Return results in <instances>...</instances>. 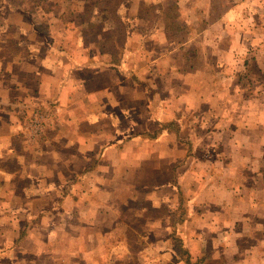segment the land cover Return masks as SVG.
Listing matches in <instances>:
<instances>
[{"label":"rangeland","instance_id":"obj_1","mask_svg":"<svg viewBox=\"0 0 264 264\" xmlns=\"http://www.w3.org/2000/svg\"><path fill=\"white\" fill-rule=\"evenodd\" d=\"M11 1L16 9L4 21L14 27L8 31L0 27V92L16 100L26 98L32 104L49 89V75L43 70L55 60L49 55L51 43L82 61L90 54L99 58L96 61H105L115 51L111 46L99 48L109 28L108 15L103 19L95 15L92 24L97 31L89 37L85 34V5L99 0ZM137 1L173 5L191 27L203 21L199 24L203 28L193 30L192 43L182 46L176 38L166 39L157 21L146 26L137 19L118 41L125 67L147 71L137 87H129V82H118L116 87L106 81L103 70L93 69L91 76L76 74L75 81L64 88L60 111L18 107L5 116L14 124L15 147L22 145L24 153H29L22 163L31 165L34 175L25 177L29 175L31 185L37 180L45 197L41 196V208L38 200L30 201L28 207L21 200L18 175L13 185H0V207L15 217L9 221L13 225L0 223V243L9 237L4 232L19 229L16 221L28 208L33 219L38 220L37 214L44 216L45 227L31 234L37 238L16 250L13 260L0 264H159V257L170 259L165 249L175 250L172 234L187 242L197 258L204 257L205 264H264V0H234L239 8L223 0ZM133 6L129 11L137 9ZM115 9L127 11L122 3ZM42 30L46 38L40 35ZM61 76L62 72L56 80ZM146 84L147 93L150 85L153 92L163 90L158 110L150 109V96L142 94ZM110 100L121 102L126 110L120 112ZM185 104L187 109H177ZM85 112L102 124H95L92 132L80 127V133L89 134L79 139L77 153L82 156L91 150L92 141L98 147L112 137L122 141L121 152L109 151L106 141L100 156L84 163L79 157H65L77 154L66 145L76 129L72 119ZM177 112L193 114L194 119L171 115ZM58 114L62 125L48 126ZM175 116L181 127L187 122L193 133L190 155L194 156L192 164L180 172L185 200L176 212L172 206L179 198L168 185L169 171L184 163L187 149L170 132L153 133L160 125L148 128L156 120L160 124ZM111 120L122 123L114 127ZM193 122L200 125L202 134H197V125L190 130ZM2 127L9 129L6 124ZM58 130L55 143L36 145L43 142L45 133L49 136ZM147 131L153 134H144ZM28 149H39L42 156L32 158ZM105 151L109 152L101 157ZM59 184L65 186L57 194L51 187ZM27 193L30 196L34 190ZM72 194L75 203L69 201ZM22 201L26 206H21ZM14 237L10 234V240Z\"/></svg>","mask_w":264,"mask_h":264},{"label":"crops","instance_id":"obj_2","mask_svg":"<svg viewBox=\"0 0 264 264\" xmlns=\"http://www.w3.org/2000/svg\"><path fill=\"white\" fill-rule=\"evenodd\" d=\"M136 3V4H135ZM140 1L134 0V2L130 5H136L133 6V9L138 7ZM129 7V8H130ZM138 8L134 11L131 12L128 9V15L131 17H136L137 13H138ZM21 12V11H20ZM214 21V20H213ZM164 35L166 36V34L164 33ZM167 39V37H166ZM166 41V40H165ZM193 39L188 40L186 42H182V46H185L189 43H192ZM167 42V41H166ZM49 52L51 54V56H53V58L55 57V60L51 63H49V69L47 70L46 68H44V72H47V74L49 75L48 80V90L44 89L43 90V96L39 99H37V101H35L34 103H30L31 101L22 98L19 99H14V97L9 96L5 93H3L2 91L0 92V185H9L8 183L11 182L10 185H13L12 179L18 175V180H22V182H26L25 185H23V183L21 182L19 185H21V200L25 199V202H27V206L29 207V202L33 201V200H38L39 201V208H41L43 206V197H45V195L43 194V190L41 189L39 182L36 180L35 182L32 181V185L31 182L29 183V175L27 177H25V175L28 173H32L33 169L31 165H23L22 160L25 157L26 154L29 153H24V148L22 145H19L17 147H15L14 145V134H13V130L11 129V126L7 121L4 120L5 116L7 114L12 115L14 112L13 110L18 109V107H22V109L24 110H34L37 109V111L41 112V110L43 109H49V111L53 113H55V109H58L60 111L61 108V104H60V100L62 99V94L64 93V88L67 87L70 83L74 82L76 79V74H82V75H88L91 76L93 69H101L103 70L102 72L107 76H105V79L107 82H111L112 84L116 85V87H118L117 84H119L118 82H120V84L122 82H125L123 84H128L126 82H129V87L133 88L136 86V83H133V81H131V76L132 74H129L126 78L122 79L119 77V75L112 71L109 70L107 68H104L102 66H99V64H96V59L97 56L90 54V56L87 57L84 56V61L82 60H77L73 57L72 54H70L68 51L66 50H62L59 48H55L52 43L51 45H49ZM230 52L232 53L233 56H235L233 53L234 51L230 50ZM245 57L241 58V62L246 60V55H244ZM165 59L167 60V57L165 56ZM100 70V71H101ZM134 76H136L139 81L141 82L142 77H146L147 78V71L144 70L142 72L139 71H133L130 70ZM62 72V76L61 78L59 77L56 80V77L58 74H61ZM3 74H5V71L3 72ZM137 87V86H136ZM111 88V86H108V89ZM51 89V91H50ZM47 90V93H46ZM144 90V91H143ZM141 90L142 94L145 98L146 95L150 96V102L149 103V108H156V104L155 102L157 100H161V98H159V95H161V93L163 92V90L161 89L160 91H154L153 92V87L150 85V91L148 92V88H147V84H146V88ZM41 93V92H40ZM74 95H78V92L76 91ZM165 97V96H164ZM158 98V99H157ZM154 101V102H153ZM109 102V101H108ZM111 102V100H110ZM161 103H163V101H161ZM112 105L116 106L117 109H121L120 112H123V110H126L124 105L119 102V101H114L111 102ZM151 104H155L153 105L154 107L151 106ZM123 108V109H122ZM128 108V107H127ZM132 109V107H129ZM179 108H188L187 105H179L177 109ZM156 110V109H155ZM129 111V110H127ZM126 111V112H127ZM151 112V111H150ZM155 112V111H154ZM151 112L150 115H154V118H157L155 116V113ZM60 113V112H59ZM86 113V112H85ZM83 113L81 118H75L72 119V123H74V127L76 126V129L73 128V139H71L68 144L66 145V147H69L71 149H69V152H75L77 153L79 150H77V148L79 149V147H77V145H79L80 142V138L84 137L86 135H88L89 133H80L78 130H80V127H88L89 130H91V132L95 127V124H102V123H97L95 120L98 119H93V116L90 115L89 113ZM57 114V113H56ZM98 117V115H96ZM100 119H104V117H99ZM50 123L49 125H54V126H59L58 124L62 125V121H61V115L58 114L57 117H52L51 119H49ZM95 121V123H94ZM129 121V120H128ZM123 122H125L123 120ZM65 123V122H64ZM111 124V126L114 127H119V124L122 122H118L116 120H111L109 122ZM7 125L9 127V129H5L2 126L3 125ZM133 125L137 124L136 122L132 123ZM52 126L48 127L46 130L51 129ZM150 127H154L156 128V124L155 122L151 123L150 126L148 127L150 129ZM100 130V128L98 129ZM156 130V129H155ZM155 130L153 131V133L155 132ZM47 132V131H46ZM87 132V131H86ZM118 132V131H116ZM48 133H54V132H48ZM99 133V132H98ZM124 133V131H123ZM149 131L145 132L144 134H153ZM56 134H59V130L55 131V134H49V136L45 133V138H43V142H37L36 145H38L39 147H43L46 145H49L51 143H55L54 140H56L57 136ZM142 134V133H141ZM53 135L54 138H51ZM113 135H116V133H114ZM136 135V134H135ZM140 135V134H139ZM54 139V140H53ZM105 140V139H104ZM109 141L108 145H109V151L114 150L115 152H121V150H123V148H120V144L122 143V141H120V138L118 139V137H112L111 139L105 140V141H101V143H98V147L95 144V141H92V147L91 150L87 149V151H85L84 153H82V156H80L78 153L77 154H71L67 153V155H65V157L67 156V158L71 159L70 157H76V158H80L79 161L83 160V163L88 161V158H92V157H97L100 156L99 153H101L102 148H100V146L106 142ZM75 146L77 147L75 149ZM30 150V149H28ZM98 150V151H96ZM31 157L32 158H40L42 155H40V151L39 149H31ZM96 151V152H94ZM108 151V152H109ZM107 151L103 152L101 157H103V155L106 153ZM107 152V153H108ZM64 157V155H63ZM26 158V157H25ZM82 163V164H83ZM86 166H83V169H85ZM24 170V171H22ZM92 169L88 170V172H90ZM22 171V172H21ZM77 173H83V172H79L76 171ZM20 173H21V178H20ZM32 175H34V173H32ZM28 180V181H27ZM65 185H53V187H51V189L54 192H57L58 194V190L60 188H62ZM18 189V188H17ZM170 189L172 190V186L170 185ZM34 190V194L32 193V195L29 196V194L26 192L30 191L33 192ZM42 190V191H41ZM9 192H12L9 190ZM8 192V193H9ZM4 195V197L6 196L5 192L2 193ZM42 196V198H41ZM61 197V196H60ZM70 202L73 201L75 203V198L74 195L72 194L70 197ZM21 206H26L23 201L21 203ZM0 210H4L3 212H0V223H4L5 221L7 222L8 226L13 225V224H9V221L12 223L13 218L15 217H9L10 215L6 213L7 210L2 209V207H0ZM42 210V209H41ZM70 210V209H69ZM65 211V212H69ZM38 215V220L33 219L32 214H30L29 208L25 211V215L21 216V219L16 222H19V229L17 231H13L12 233H6L4 232V237L8 236V238H5V241L0 243V262L2 260H13L14 254L16 250H19L20 247H22L24 245V243L26 241H29L32 237L33 238H37V235H31L33 234V232H39L42 228V231L44 230L43 227V223H42V217L44 216H40V214ZM14 223V222H13ZM37 224H39V227H35ZM31 225V226H30ZM35 225V226H33ZM7 229V228H6ZM6 231H9L8 229ZM16 232V233H15ZM10 234H15V237L10 240ZM186 242V241H185ZM187 247L189 248L190 253L197 258V256L199 255H195L194 252L191 250V246H189L186 242ZM165 251L169 252L170 255V259H168V261H165L164 259H161L159 257L158 262H160L159 264H169L171 263V256L173 251L165 249ZM31 253V252H30ZM205 256V255H204ZM154 261L152 260V263ZM156 262V261H155ZM11 264H14V262L12 261ZM175 264V263H174Z\"/></svg>","mask_w":264,"mask_h":264},{"label":"trees","instance_id":"obj_3","mask_svg":"<svg viewBox=\"0 0 264 264\" xmlns=\"http://www.w3.org/2000/svg\"><path fill=\"white\" fill-rule=\"evenodd\" d=\"M224 2H229L230 7L233 8H239L238 3L236 5L234 0H223ZM130 0H99L93 3L92 5H85L87 16H84V24L87 34V37H89L90 34H94L97 31V26L92 24V19L96 17L95 15L99 16V19H103L102 17L105 15H108V20L110 23H107L109 28L106 30V36L102 41H100V49H103L108 46H111L115 48V51L113 50L110 55H108L107 59L105 61H96L99 62V66H102L104 68H107L109 70H112L116 72L120 78L124 79L129 74H132L131 81L133 83H137L139 79L133 75V73L128 70L122 59L124 58V55L122 53V49L120 46V43L122 39H124V36L128 33L130 28L133 26L135 20H139V22L143 21L146 26L151 24L150 21H157L160 29L163 31V33L166 34L167 38L177 39L178 42H186L188 40L194 39V32L193 30H196V32H199V29L203 28L201 24L203 21H200L197 28H193L190 26L189 23H186L187 21H184L186 18L178 13V10L176 11V7L173 5H153V4H146V3H139L138 5V13L136 17H131L128 15V9L130 7L129 4ZM122 3L127 8L126 12L122 13L119 12V10H116V4ZM131 3V2H130ZM113 6V9L112 7ZM109 8V9H108ZM111 8V9H110ZM16 9L15 4L11 0H0V27H5L7 31L14 27V25L7 24L5 18H7L8 15L12 14ZM214 9V8H213ZM4 14V16H3ZM106 17V16H105ZM107 18V17H106ZM221 18V15L214 16L215 19ZM115 20V21H114ZM107 21V20H106ZM142 22V23H143ZM3 24V25H2ZM33 24H36L33 22ZM11 25V26H10ZM112 25V26H111ZM36 28H40L39 25H34ZM87 27V28H86ZM130 27V28H129ZM90 31V33L88 32ZM2 33V31H1ZM41 36L46 38L47 32L42 30ZM127 37V36H126ZM6 42H8V39H6ZM27 48V45L25 46V49ZM27 51V50H26ZM9 54V53H8ZM99 59V58H98ZM124 60V59H123ZM142 79H146V77H142ZM158 101V102H157ZM155 104H161L160 100H157ZM154 102V101H153ZM153 104V105H155ZM152 104L151 106L154 107ZM155 105V106H156ZM155 108V107H154ZM156 109L158 110V107L156 106ZM172 114H180L179 116H183L187 121L192 120L193 114H185L183 112H177V113H171ZM177 116L172 117L167 122L158 123L157 120L155 122L156 126L158 127L160 125V128L156 129V133L158 132H164L167 133L170 132L175 136V138L179 141V143L183 144L187 149V154L184 159V163L180 166L178 163L175 164L171 170L169 171V183L168 185L172 186V191L177 193V196L179 198L178 203H175V205L172 206L173 211H177L182 208V202L185 200L184 193L181 190V185L179 184V176L180 172L187 166L191 165V161L193 162V155H190V152L193 151V133L189 131L187 128V122L182 125V127L178 124ZM193 125H197L195 128L196 131H198V135L202 134V131H200V125L196 124L195 122L189 124V128L191 130V127ZM159 136V135H158ZM191 140V141H190ZM176 236V235H175ZM173 240L176 243V247H174V251L171 256V263L169 264H205L204 257L195 258L189 251V248L187 245L179 238L174 237L173 234L171 235ZM171 238V239H172ZM206 257V256H205Z\"/></svg>","mask_w":264,"mask_h":264}]
</instances>
